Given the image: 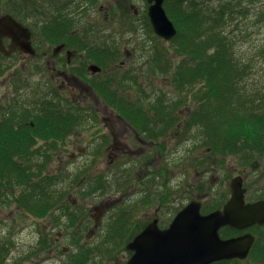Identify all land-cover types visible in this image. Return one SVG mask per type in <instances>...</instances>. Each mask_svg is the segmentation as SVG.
<instances>
[{"label": "rangeland", "instance_id": "1", "mask_svg": "<svg viewBox=\"0 0 264 264\" xmlns=\"http://www.w3.org/2000/svg\"><path fill=\"white\" fill-rule=\"evenodd\" d=\"M105 1L97 0L95 3V0H64L63 7L60 6L55 10L51 0H0V15L10 13L32 28H35V24L41 27L51 26L52 17L61 14V21L67 25L63 28L59 24L53 35L66 32L65 35L76 40L78 45L75 47L71 43L72 45L65 49L76 50L75 57L69 62L70 66H66L65 52L63 56L58 55L57 58H53L51 52L57 44L53 45L56 42L48 39L36 41L40 44H37L34 57L19 53L11 58L0 57L1 100L8 94L13 96L12 80L10 82L7 80V74L15 71V77H18L17 71H21L19 79L36 83L49 79L48 71H53L51 67L68 73L70 69L81 71L89 61L85 51L105 44L109 53L114 55V58L108 55V69L112 67L116 80L123 81L121 87L117 86V99L125 97L133 108L141 106L143 111L149 114L155 108L154 93L165 95L162 115L174 120L171 132L157 136L154 138V143H151L149 135L139 129L137 132L140 136L148 140L145 144L137 143V145L136 140L132 138L134 132L128 130L129 137L119 138L117 146L119 149L116 151L117 147L113 146L112 154L108 156V145L113 144L112 137L105 142L106 137H109L108 133L112 131L121 133L122 130L131 128L112 113L103 115L106 119L104 124L90 125L92 124L90 123L80 127L75 135L70 136L66 150L60 151V157H58L59 153L51 151L53 155L51 171L58 170L61 173L58 190L63 192L56 207L54 205L44 216H36L27 210L22 211L14 202L0 204V241L10 239L11 244L5 257L0 259V264H74L70 259L81 250H92L89 257L81 264H117L114 258L123 259L125 254L117 248L113 239L108 237L106 233L110 223L108 221L113 220L121 212L120 209H123L122 212L130 215L136 223L132 231L143 229L154 217V204L151 205L149 202L147 206V197L142 194L145 190L154 192L152 178L159 169H163L159 180L164 177L169 186L177 182H182L184 185L198 182L202 168L207 171L211 167L208 165L199 167L193 158L195 154L203 153L204 147H196L201 141L199 129L188 123V117L199 108L204 93L203 87L194 84L176 90L169 85L170 73H173L177 61L175 57L168 64L169 73H156L154 57H158L164 47L171 48L172 44L158 42L155 35L152 40L151 32L145 34L143 29L147 26L142 20L136 19L137 15L135 16L134 12V9H141L145 5V0H110L109 12L101 10V5H105ZM211 1L219 4L225 0ZM240 1H242L240 5L237 6L235 2L232 5L237 11L234 14L236 16L232 17L234 20L227 22L221 31L236 40L233 49L238 56L243 55V61H247V57H252L250 78L255 81L248 80L245 87L262 90L264 89V0ZM59 2L55 0L56 4ZM118 6H121L125 13L118 10ZM241 7L244 8L242 11ZM123 47L129 52L125 53ZM168 54L170 57L173 55L171 49L168 50ZM8 66L13 70L8 71ZM53 72L56 74V71ZM131 73L135 76L132 77ZM62 79L65 81L64 76ZM85 90L88 92L87 88ZM137 93L144 94V97L136 96ZM89 96L92 105L102 111L103 104L100 98L93 92ZM263 105L264 99L260 98L249 106V110H261L262 107L264 108ZM151 118L153 121H150L149 127L151 124L154 127V114ZM225 126L227 127L228 124ZM18 157L19 154L13 156L14 159ZM146 159H149V162H146ZM234 160L227 157L223 160L219 171L217 166L213 172H208V175L214 179L226 180L232 172V175L235 172L241 173L243 167L241 168V165L236 164ZM99 175L103 177L100 180L102 189L94 187L99 181L96 180ZM255 175L256 173L246 172L245 181L251 183ZM90 191L92 193L88 194ZM250 191L252 192L251 189ZM106 207L108 213L105 219L101 220V228L94 234L87 235L95 217L100 220V217L105 215ZM98 209L104 214H98ZM170 217L167 209L161 211L162 223L168 221ZM108 242H111L110 244L114 245L118 252H107ZM109 249L111 250L112 246Z\"/></svg>", "mask_w": 264, "mask_h": 264}, {"label": "flooded vegetation", "instance_id": "2", "mask_svg": "<svg viewBox=\"0 0 264 264\" xmlns=\"http://www.w3.org/2000/svg\"><path fill=\"white\" fill-rule=\"evenodd\" d=\"M60 1L63 7L64 3L62 2L64 0ZM109 1L110 0H106L105 5H101L102 11L109 12L111 7ZM210 1L211 0H207L205 2ZM96 2L97 0H95V3ZM145 2V5H143L141 9H134V12L136 13L135 16L137 15L136 19L142 20L147 26L143 29L145 30V34L151 32V39L154 40V26L148 15L150 4L148 0H145ZM117 3L121 4L119 1H117ZM125 7L129 8V6ZM118 10L124 12L121 6H118ZM55 16L56 15L52 17V24H54V20L56 21L57 19ZM20 23L23 24V21ZM58 27V23H56L55 26L43 25L41 27L38 25V28H36L38 31H34L33 29L35 28L28 27L30 31L29 40L32 47H34V52L30 54L16 49L11 53L9 58L18 53L23 56L34 57L36 55L37 44H40L36 41L38 40L41 42L42 39H48L46 33L40 30L42 28L44 30L47 28L51 33L50 36L52 40H57L56 43L53 44L57 45L51 52L53 58H57L58 55L61 57L63 56V52H65L66 66H70L69 62L75 57L76 50L65 49L72 44V46L75 47L78 45L76 40L67 35L63 36V33L53 35L54 30ZM134 29V33H136L135 26ZM70 40L72 41L70 42ZM4 41L5 46L8 47L10 40L4 38ZM82 44H84L83 41ZM61 45V48H56ZM123 50L125 53L129 52L125 47H123ZM107 51L108 47L105 44L93 47L87 50V52L85 51L86 55L89 57V61L86 62V67H83L81 71L80 69H70V73H68L59 68L54 70V67H51L53 71H56V74L53 71H48L49 79L45 81L41 80L34 83L25 79H19L21 71H17L19 74L18 77H15V71L7 74V80H9V82L12 80L13 96L8 94L7 97L2 99L5 102H2L0 89V134L9 135L11 137L10 152H15V148L19 146L23 149H27L25 147L30 148V153L33 156L31 160L33 161L32 167H34V164H39L37 169H33V171L38 172V170H40L41 174L40 176H35L33 180L37 181L39 178H44L48 174H54L56 175V190H58L61 173L58 170L57 172L51 171V163L53 161L51 151H56L59 153L58 157H60V151L66 150L70 136L75 135L78 129L84 125L90 123H92L90 125L104 124L106 119L103 115L105 113H108V115L112 113L114 116H117V119L127 125V127L131 128L124 129L121 133H114L113 131L108 133L109 137H106L105 142H108V138L111 137L113 141V144L108 145V156L112 154V147L114 146L116 148L118 146L119 138L129 137V135H127L128 130L134 132L132 138L134 141L136 140V144H145L148 138L151 143H154V138L157 136H162L167 132H171L173 122L169 117L162 115V113H154V111L149 114L145 113L146 122L144 124L141 123L143 126H139V122H133L134 120L127 117L131 111H128L127 114L110 111L112 108L108 104V100L102 96L95 87L108 84L111 90L115 91V94H117V86L121 87L123 81L120 79L116 80L112 67L108 69V58H101L102 54L107 53ZM92 65H98L100 69L94 72L90 68ZM0 70H2V67ZM7 70L13 69H11V66H8ZM52 72L54 75H52ZM131 75L132 77L135 76L132 73ZM62 76H64L65 81H63ZM87 76H90V78ZM101 82H103V84H98ZM86 88L89 93L86 92ZM92 92L102 101V111L100 108L94 107L92 101L89 100V94H92ZM136 96L143 98L144 94L137 93ZM119 101L125 102V106L131 105L125 97H118V102ZM70 106L75 107L78 110L75 114L79 115L78 122L72 128L68 129L61 121L60 123L52 121L53 117L58 118L61 113ZM108 108L110 110H108ZM53 114L54 116L52 117ZM153 114L154 127L153 124L149 127L150 121H153L151 118ZM158 114L162 115V117ZM206 121V110L204 109L202 110L200 118L201 141L200 144L196 145L197 148L203 146L204 150L203 153L199 152L195 154L193 158L199 167H202L201 165H208L211 167L208 168L207 171L205 168H202V174L198 182H189L186 185L182 182H177L176 184L171 183L169 186L168 181L164 177L159 180L160 174L163 173V169H159L152 178L154 179V192L145 190L142 194V196L147 197V206L149 202H151V205L154 204V217L150 222L154 221L160 230H166L170 228L174 219L185 209H188L186 212H190L193 217H195L197 213L200 217L206 218L210 215H216V217L209 219V222L205 220L200 226L205 230L204 233L202 231V234L206 239L208 247H210V253L206 256V259H211L208 264H264V144L260 146L263 151L256 154L241 150L239 145H208L206 144ZM64 126L68 130L63 138L62 129ZM139 129L143 130V133L149 135V137H141L137 132ZM154 133H156V135H154ZM118 149L117 147L116 151ZM165 149L166 147L163 148L164 151ZM39 151H45V156L47 155L46 157L50 158V161L45 166L42 165V158H39ZM227 157H231L233 160L238 158L239 160H234V162L241 165L240 167H243L242 169L244 170L241 173L235 172L233 175V172L230 173L226 180H221L220 178L214 179L209 176L208 172H213L217 166L219 171L223 160ZM146 162H149V159H146ZM152 162L150 164H152ZM27 165V161H22L20 156L16 158V160H6V166L8 169L12 168V170L16 166H19L20 169L23 170L22 168L27 167ZM246 172L247 174L256 173L251 183L245 181ZM100 176L101 175L96 178V180H99L97 184H95V186L93 185L96 189H102L100 187V180L103 177ZM23 189L24 186L20 184L15 187H4L0 192V204L3 205L8 203L9 201H7V199L11 200L12 192L21 195ZM58 191L61 193V190ZM91 193L92 191L88 194ZM59 203L60 201L55 207ZM17 207L24 212L26 211L19 205H17ZM105 209H107V207ZM164 209L168 210L171 217L168 221L162 223L160 214ZM120 210L121 212L118 213L113 220L108 221L110 223L108 224L107 230H118V235H112L111 238L116 243L117 248L125 255L123 259L118 257L114 259H116L117 264H127L133 252L127 248V244L144 228L132 231L133 227H136V223L132 220L130 215L122 212L123 209ZM97 213L104 214L102 211H99V209ZM107 213L108 209L105 215L100 217V220L97 216L95 217L92 228L88 230V235L94 234V232L101 228V220L103 218L105 219ZM126 235L127 239H125ZM9 240L10 239L0 241V246L9 243V245H7L11 247ZM110 243L108 242L106 251L111 253L118 252L117 249L114 248V245ZM110 246H112L111 250L109 249ZM201 253H203V251H201ZM4 254L6 253L3 252V256ZM125 259L126 261H123Z\"/></svg>", "mask_w": 264, "mask_h": 264}, {"label": "trees", "instance_id": "3", "mask_svg": "<svg viewBox=\"0 0 264 264\" xmlns=\"http://www.w3.org/2000/svg\"><path fill=\"white\" fill-rule=\"evenodd\" d=\"M51 1L54 3L52 7L55 10L62 6L61 2L56 4L55 0ZM234 2L238 6L242 1L225 0L220 4H215L204 0H166L165 8L178 32L169 42L172 44L171 48L164 47L161 54L154 58L160 74L166 72L163 62H166L168 66L174 57L177 59L172 77L175 88H184L195 83H203L206 86L204 100L202 103V100L199 102V108L191 114L190 123L200 127L202 110H206L208 118L207 143L216 146L238 144L241 150L256 154L263 151L260 146L264 144V108L249 110V106L259 101L260 98L264 99V91L261 88L248 89L244 86L243 79L251 70L252 61L250 60L252 59L247 61H243V57L240 59L233 49L236 40L221 31L226 23L234 20L233 18L236 16L234 14L237 11L232 7ZM243 9V7L240 8L241 11ZM57 15L55 16L57 17L56 21L54 20V24L51 26L58 23L65 28L67 24L65 25L61 21V14ZM35 25L33 30L38 31L36 29L38 24ZM40 31H44L51 42L57 41L52 40L51 33L47 28L45 30L42 28ZM65 34L66 32H63V36ZM170 49L173 52L171 57L168 54ZM108 55L104 53L101 58L106 59ZM109 56L114 57L113 54ZM98 84H103V82ZM95 88L108 100V104L119 112L127 114L128 111H131L127 117L134 120L133 122H139V126H143L142 124L146 122V116L141 109L133 108L131 105V107L125 106V102L122 101L118 102L115 91L111 90L108 84ZM76 111L78 110L75 107L70 106L58 118L53 117V114L52 121L55 123L61 121L70 129L78 122L79 115L75 114ZM159 116L162 117V115ZM225 124L228 126L226 127ZM68 129L63 127V138ZM10 147L11 137L0 134V171L2 172H0V192L7 186L23 185L22 194L17 195L12 192L11 200L7 199V201L14 202L36 216H44L60 201V197L63 195V192L60 193L56 190V175L48 174L37 181L33 180L35 176L41 174L40 170L33 171L39 164H34L32 167L33 156L30 153V148L23 149L19 146L15 148V152H10ZM15 154H19L22 161H27L28 165L23 167V170L19 166L13 170L6 166V160L14 159ZM46 156L45 151H39V158H42L43 166L50 161V158ZM106 233H108V237H112V235H118L119 232L118 230H107ZM7 244L9 245L6 243L0 246V259L4 258L3 252L7 254L10 248ZM91 251L76 252L70 262L83 263Z\"/></svg>", "mask_w": 264, "mask_h": 264}, {"label": "water", "instance_id": "4", "mask_svg": "<svg viewBox=\"0 0 264 264\" xmlns=\"http://www.w3.org/2000/svg\"><path fill=\"white\" fill-rule=\"evenodd\" d=\"M148 1L154 2L148 10L154 31L166 40L171 39L176 34V29L163 8L164 0ZM5 36L11 39L8 49L2 42ZM29 38L30 32L23 24L10 15L0 16L1 53L9 55L16 49L33 53ZM61 47L62 45L57 49ZM90 68L93 71L99 69L95 65ZM187 210H183L166 230L158 229L156 222L150 223L127 245L128 249L134 251L127 264H208L211 259H206V256L210 253V247L202 234L205 230L200 226L205 220L208 221L216 215L206 218L200 217L197 213L193 217L190 212H186Z\"/></svg>", "mask_w": 264, "mask_h": 264}]
</instances>
